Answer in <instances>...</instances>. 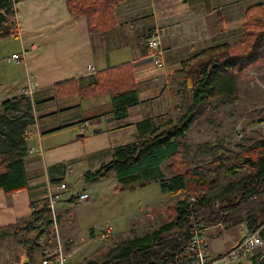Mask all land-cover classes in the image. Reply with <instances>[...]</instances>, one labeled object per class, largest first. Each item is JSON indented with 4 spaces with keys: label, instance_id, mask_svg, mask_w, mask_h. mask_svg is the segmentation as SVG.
<instances>
[{
    "label": "trees",
    "instance_id": "trees-1",
    "mask_svg": "<svg viewBox=\"0 0 264 264\" xmlns=\"http://www.w3.org/2000/svg\"><path fill=\"white\" fill-rule=\"evenodd\" d=\"M18 1L0 0V39L15 33L14 6ZM118 1L65 0V3L69 14L86 18L89 33H102L115 26L114 7ZM184 1L189 5L202 4L206 11L210 10L209 0ZM244 19L240 38L207 48L199 60H187L171 74L179 80L178 88H170L178 96L173 107L182 109L177 120L168 118L161 124H155L152 118L138 121L134 141L107 149L109 160L101 162L96 170L83 173L85 183H93L113 172L120 189L133 187L135 183L144 187L151 181L157 182L161 192L175 196V201L164 208L165 221L157 228L130 238L107 235L116 246L110 248L103 260L89 259L76 264H158L160 259H172L179 254L196 228L203 229L206 237L211 227L240 224L242 234L236 244L245 229L258 231L264 238V137L243 147L238 143V150L230 156L216 153L205 164L182 169L186 165L182 156L185 132L208 114L214 99L224 105L238 100L239 74L264 69V0L248 6ZM136 86L132 63L124 62L86 78L57 82L52 86V96L76 94L81 100H89L110 94V112L118 120L126 118L127 109L138 103ZM96 117V113H87L85 119L91 123ZM33 121L27 95L0 102V189L5 193L27 186L25 134ZM257 121L263 122L264 116ZM257 127L264 132L261 126ZM99 132L95 129L92 134ZM176 156L180 158L174 160ZM179 193L183 197L178 198ZM41 201L21 224L0 230L2 238L8 236L9 229H13V239L20 235L23 264H37L35 253L39 252L41 259L55 237L51 226L54 216L47 207V199ZM135 223H131L130 230L136 231ZM234 245L216 255H222ZM261 245L250 252L247 259L230 264H264V245Z\"/></svg>",
    "mask_w": 264,
    "mask_h": 264
},
{
    "label": "crops",
    "instance_id": "crops-1",
    "mask_svg": "<svg viewBox=\"0 0 264 264\" xmlns=\"http://www.w3.org/2000/svg\"><path fill=\"white\" fill-rule=\"evenodd\" d=\"M261 1L226 0L221 6L209 0L206 11L202 4L189 5L184 0H120L114 7L115 26L102 33H89L86 18L69 14L65 0L15 3V33L2 38L10 43L8 49L0 50V102L27 95L34 121L25 135L27 186L10 193L0 189V230L28 218L31 207L46 199L47 186L55 192L60 182L68 184L66 176L73 166L94 171L102 151L132 142L138 121L152 118L156 122L162 114L173 113L178 96L170 88H178L179 80L171 74L183 62L199 60L207 48L240 38L246 8ZM156 29L164 48L159 67L145 44ZM13 54L19 62L12 59ZM124 62L132 63L138 92V103L127 109L124 119H114L111 108L107 118L104 104L91 108L92 102L106 95L90 101L76 94L52 96L53 84L91 75L89 65L97 72ZM29 84L33 90L26 93ZM84 111L98 117L89 124ZM89 126L100 132L90 138L85 135ZM8 231L10 235L12 230Z\"/></svg>",
    "mask_w": 264,
    "mask_h": 264
},
{
    "label": "rangeland",
    "instance_id": "rangeland-1",
    "mask_svg": "<svg viewBox=\"0 0 264 264\" xmlns=\"http://www.w3.org/2000/svg\"><path fill=\"white\" fill-rule=\"evenodd\" d=\"M225 1L217 0L221 6ZM218 27L222 30L220 26ZM7 40L0 39V50L8 49L10 41ZM238 81L240 87L238 100L230 105H224L214 99L213 107L208 114L198 119L185 132L182 138L185 144L183 145L185 149L182 148V156L185 158L186 165L182 169L205 164L211 161L216 153L230 156L238 150V143L243 147L252 144L254 139L264 137V132L257 127V119L264 116V69L242 72L238 75ZM162 93L163 91L159 92L160 96L163 95ZM109 98L110 95L107 94L105 97H99V102H92L91 108L100 103V106L104 104L102 107L107 111L104 115L109 116L108 111L111 108ZM86 112L84 111L85 114ZM181 112L182 109L162 114L155 124H161L167 118L175 121ZM86 132L85 135L91 138L92 126H89ZM107 152L99 154V160L95 166L109 160ZM177 158L180 157L176 156L174 160ZM73 167V171L66 176V182L70 185L65 183L68 189L59 192L56 202L55 237L46 247L47 251L56 250L57 247L71 264L89 259L103 260L110 248L116 246L114 242L108 240L107 235L124 239L135 234L142 235L157 228L166 219L163 212L165 206L175 201V196L161 192L155 181H151L144 187H139L135 183L133 187L120 189L117 188L119 185L113 172L97 182L85 183L83 179L85 168ZM82 191L88 195L86 200L78 202L70 198L71 195H77ZM45 196L47 197V194ZM177 196L181 198L183 194L179 193ZM62 197L67 201L62 203ZM61 203L63 205H59ZM133 220L136 221V231L130 230ZM241 234L240 224L211 227L206 231L209 253L216 255L224 252L236 244ZM19 237L20 235L13 239L12 231L7 237L0 238V264H23L24 252L20 241L18 243ZM261 238L262 247L264 238ZM34 256L35 261L39 263L40 253L36 252Z\"/></svg>",
    "mask_w": 264,
    "mask_h": 264
},
{
    "label": "built area",
    "instance_id": "built-area-1",
    "mask_svg": "<svg viewBox=\"0 0 264 264\" xmlns=\"http://www.w3.org/2000/svg\"><path fill=\"white\" fill-rule=\"evenodd\" d=\"M146 46L149 50V55L153 61V64L157 67L162 65V58L164 54V48L161 42V34L158 29L152 31L151 34L146 39ZM12 59L15 62H19L20 58L13 54ZM88 73L93 74L94 67H87ZM33 90V84H29L26 89V93H31ZM257 126H261L264 129V121L257 123ZM27 131L25 135H28ZM65 182H60L58 184L57 191H53L51 186H47V207L51 215L54 216L51 226L56 232V202L59 197V192L61 190H67ZM88 198L86 192H80L77 195H74V200L80 202ZM37 205H33L31 210ZM39 207V206H38ZM216 225H220L217 223ZM35 226V223H34ZM107 235V234H105ZM262 244V238L258 231H249L245 229L242 239L238 244L234 245L227 252L223 253L220 256L211 255L208 251V240L205 237L203 229L196 228L193 230L192 234L187 241V244L182 248V251L177 254L172 259H160L158 264H230L234 261H240L243 258L247 259V255L254 251L258 246ZM242 256V257H240ZM246 261V260H245ZM248 262V261H246ZM66 256L62 255V251L58 250H48L43 257L40 259V264H68Z\"/></svg>",
    "mask_w": 264,
    "mask_h": 264
}]
</instances>
